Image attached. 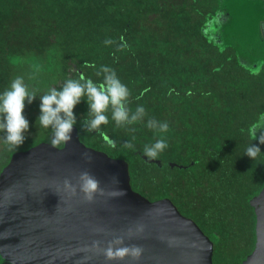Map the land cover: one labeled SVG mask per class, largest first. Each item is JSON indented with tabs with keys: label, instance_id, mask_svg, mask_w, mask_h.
Returning <instances> with one entry per match:
<instances>
[{
	"label": "trees",
	"instance_id": "obj_1",
	"mask_svg": "<svg viewBox=\"0 0 264 264\" xmlns=\"http://www.w3.org/2000/svg\"><path fill=\"white\" fill-rule=\"evenodd\" d=\"M222 4L0 0V92L23 76L38 96L26 107L31 130L24 145L8 150L0 142V150L10 155L50 144L51 130L36 125L39 95L61 88L69 78L100 82L97 71L110 67L132 93L130 108L143 105L148 115L131 126L134 133L110 121L102 126V137L81 130L79 121L88 110L81 103L75 109L80 141L123 160L136 193L152 202L168 199L195 221L214 245V264H240L255 242L248 201L264 185V144L251 134L264 130V64L250 71L233 47L211 36L216 25L225 28L222 23L231 20L229 5ZM106 39L114 43L105 45ZM151 117L169 124V147L156 160L143 158L144 145L158 138L146 127ZM133 135L135 151L124 149ZM252 143L262 153L255 160L245 155Z\"/></svg>",
	"mask_w": 264,
	"mask_h": 264
},
{
	"label": "water",
	"instance_id": "obj_2",
	"mask_svg": "<svg viewBox=\"0 0 264 264\" xmlns=\"http://www.w3.org/2000/svg\"><path fill=\"white\" fill-rule=\"evenodd\" d=\"M222 3L229 5L231 20L228 25L222 23L225 28L216 25L211 36L217 44L233 47L242 66L259 71L264 64V25H260L264 2ZM86 152L94 157L91 164L83 159ZM83 170H89L102 187L117 176L126 195L98 196L93 204L69 199L63 191L64 180L75 184ZM248 203L255 216V242L240 264H264V185ZM137 223L145 226L143 236L125 243L144 248L139 264H214V245L195 221L183 216L168 199L152 202L136 193L127 164L86 147L77 128L68 145L52 148L41 142L16 151L0 171V264H105L103 256L81 249L93 240L106 246L112 235L124 234ZM95 228H104L106 233L97 234ZM86 256L92 259L84 261Z\"/></svg>",
	"mask_w": 264,
	"mask_h": 264
},
{
	"label": "clouds",
	"instance_id": "obj_3",
	"mask_svg": "<svg viewBox=\"0 0 264 264\" xmlns=\"http://www.w3.org/2000/svg\"><path fill=\"white\" fill-rule=\"evenodd\" d=\"M104 43L111 45L114 41L106 39ZM96 74L102 75L100 82H94L84 76L78 79L69 78L61 88H49L46 93L39 95L40 114L36 119V125L45 130H51L52 148H60L72 142V134L78 124L75 109L81 103H86L88 109L84 118L79 121L81 130L102 137L105 136L102 126L108 125L110 121L114 122L117 128H124L134 133L136 129L131 126L143 123L147 117V110L143 105H137L134 111L130 108L132 93L114 69L102 66ZM37 97V90H30L23 76L14 77L9 86L0 92V142L8 150H18L27 140L31 128L25 111L27 106L37 100ZM146 127L158 138L154 143L144 145L143 155L149 160L159 159L169 147L166 139L169 124L151 117L147 119ZM258 132H253L254 141L258 140L260 144H264V130ZM135 139L133 135L131 140L126 141L122 147L135 151L133 143ZM110 145L115 148L116 142L110 141ZM261 154L260 148L254 143L245 150V155L252 160ZM83 159L91 164L94 157L86 152L83 154ZM119 184V178L112 176L107 185L102 187L101 182L89 170H83L79 173L75 184L69 179L64 180L63 191L69 199L80 198L84 203L93 204L98 196H107L111 199L124 197L126 192L120 189ZM144 231L145 226L137 223L134 228H129L124 234L112 235V239L107 241L106 246L101 240H93L90 245H86L81 250L95 256H103L105 264L125 261L128 264H139L143 259L144 248L135 244L129 246L125 241L142 237ZM94 232L106 233V229L95 228ZM91 259L92 256L84 257V261Z\"/></svg>",
	"mask_w": 264,
	"mask_h": 264
},
{
	"label": "rangeland",
	"instance_id": "obj_4",
	"mask_svg": "<svg viewBox=\"0 0 264 264\" xmlns=\"http://www.w3.org/2000/svg\"><path fill=\"white\" fill-rule=\"evenodd\" d=\"M264 16V15H263ZM33 146V145H32ZM9 154L7 155L6 153H5V151H3V150H0V171L3 169V167L9 162ZM238 247H236L235 249H237ZM245 250L246 249H244V250H242L241 252H239V250H238V252H235V253H240V254H242V253H244L245 252ZM231 259L230 260H232L233 258L232 257H230Z\"/></svg>",
	"mask_w": 264,
	"mask_h": 264
},
{
	"label": "flooded vegetation",
	"instance_id": "obj_5",
	"mask_svg": "<svg viewBox=\"0 0 264 264\" xmlns=\"http://www.w3.org/2000/svg\"><path fill=\"white\" fill-rule=\"evenodd\" d=\"M263 2H264V0H262ZM264 5H263V7H262V14L261 15H264ZM260 25H261V27L264 25V21H261L260 22Z\"/></svg>",
	"mask_w": 264,
	"mask_h": 264
}]
</instances>
